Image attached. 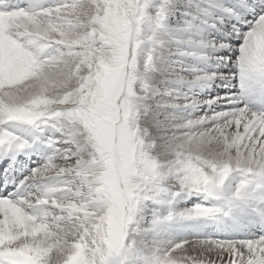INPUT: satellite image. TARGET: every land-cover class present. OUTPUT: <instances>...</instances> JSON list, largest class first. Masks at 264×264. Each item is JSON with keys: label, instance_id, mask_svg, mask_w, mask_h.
Listing matches in <instances>:
<instances>
[{"label": "snow or ice", "instance_id": "1", "mask_svg": "<svg viewBox=\"0 0 264 264\" xmlns=\"http://www.w3.org/2000/svg\"><path fill=\"white\" fill-rule=\"evenodd\" d=\"M0 264H264V0H0Z\"/></svg>", "mask_w": 264, "mask_h": 264}]
</instances>
